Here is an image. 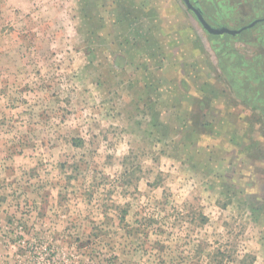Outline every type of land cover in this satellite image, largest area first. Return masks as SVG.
Wrapping results in <instances>:
<instances>
[{
    "label": "clouds",
    "instance_id": "clouds-1",
    "mask_svg": "<svg viewBox=\"0 0 264 264\" xmlns=\"http://www.w3.org/2000/svg\"><path fill=\"white\" fill-rule=\"evenodd\" d=\"M88 4L0 0V264H217V249L232 253L224 264H247L252 256V264H264V222L245 203L260 191L256 166L241 154L232 183L243 192L231 196L216 178L227 170L226 160L197 170L187 162L195 155L191 145L177 155L171 138L148 135L152 117L130 108L144 92L128 85L144 89L149 82L153 69L135 67L151 64L150 54L133 49L127 77L109 57L112 87L101 84L94 70L100 61L86 52L96 47L95 37L85 42L93 23ZM94 16L103 18L100 37L121 24L116 5ZM133 27L147 31L149 25L142 17ZM201 83L177 67L175 82L166 78L153 94L157 110L164 116L165 105L178 103L174 118L189 130L185 108L191 112L195 98L209 96ZM210 100L224 118L213 120L212 135L200 136V152L219 151L226 134L264 143L261 124L251 128L248 120L253 113L264 117V104Z\"/></svg>",
    "mask_w": 264,
    "mask_h": 264
},
{
    "label": "rangeland",
    "instance_id": "rangeland-1",
    "mask_svg": "<svg viewBox=\"0 0 264 264\" xmlns=\"http://www.w3.org/2000/svg\"><path fill=\"white\" fill-rule=\"evenodd\" d=\"M137 2L142 7L135 9L129 6ZM199 2L207 13L208 19L215 22L224 21L230 28H240L255 18L264 15V0H199ZM259 4L260 6L256 7ZM113 5L120 8L121 24L119 27L113 26L109 29L106 38L100 37L97 32L104 27L103 18L101 17L99 22H96L94 13L97 9L102 11ZM86 11L87 15L92 17L93 23L85 42L91 43L93 37H95L96 42V47H89L86 52L92 56L93 60L99 59L100 61L99 67L94 69L99 73L98 81L107 86L109 90L111 89L112 69L105 68L109 57H111L112 66L127 77L129 75L127 69L135 64L132 50L143 49L147 51L150 54L152 63L136 65L135 71H138L141 67L144 68L145 72L153 69L149 73V82L144 86V89H138L136 83L132 81L128 85L134 93L144 92L142 102H135L130 108L136 113L142 112L144 115L152 117L150 130L147 131V134H158L161 139L171 138L172 146L177 155L180 154L183 146L191 145L195 155L190 156L187 162L197 170L201 166L210 169V166L217 160H226L228 163L227 170L223 173H216V178L221 181L224 192L231 196H239L243 192V189L238 184H233L232 181L241 171L236 162L241 160L242 153L246 154L248 160L256 166L260 191L257 194L249 195L245 203L249 206L254 218L258 222H264V143L250 138L249 142L245 143V137L243 136L237 137L226 134L221 141L219 151L213 149L211 152L203 153L198 150L200 136L212 135L214 133L213 120L219 123L224 118L220 111L211 107L210 97L223 96L228 99L232 107H238L237 99L228 83V78L222 73L221 60L215 46L224 47L228 54L237 53L251 61L258 58L264 64V22L252 27L250 32L239 36L209 34L195 14L187 8L184 0H89ZM142 17L148 22L147 31L137 27H133V31H130L132 25H136ZM243 39L249 41L244 42ZM239 61L237 60V62ZM177 67L188 80L202 82V89L209 95L203 98H195L191 112H187V108H185V112L191 120L189 130H185L180 126L178 119L174 118L175 114L172 109H176L178 103L171 106L165 105L167 114L162 116L152 98L163 80L167 78L173 83L175 82ZM89 68H92V65H89ZM100 69H104V71H100ZM257 84V88L254 87L253 93L261 91L264 94V81ZM179 85L184 90L189 87L188 81L184 79L180 80ZM242 92L246 93L243 89ZM141 103L143 107H141ZM255 104L258 106L260 102ZM262 104H264V98ZM238 115L239 112H236L229 116L232 125L236 124ZM248 120L251 128L260 123L261 128L259 131L264 134V117L253 113ZM234 131V127H229V134ZM73 142L74 144L82 143L79 140ZM227 143L235 146L225 149L223 145ZM109 160H111V157H109ZM64 166V164H61L62 168ZM74 167H78V165H74ZM207 174L205 172V175ZM125 175H128V173L126 172ZM71 179L72 177H69V180ZM124 182L131 183L132 181L128 179ZM250 183L255 185L257 181H250ZM64 198L61 197V199ZM228 202L230 203L231 200ZM222 206L226 207L227 205L223 204ZM121 211L124 215L127 214V208ZM43 214L41 213V215ZM200 219L202 223L207 222V217L203 215ZM9 222H11V218H9ZM144 222L153 223L151 219ZM135 231L138 232L139 229ZM161 231L163 230L161 229ZM88 243H91V241L89 240ZM157 246L163 250V245ZM52 255H55V253ZM225 258L233 259L232 253L217 249L214 257L217 264H224ZM48 259H51V256ZM254 260L255 257L252 256L248 259L247 264H252Z\"/></svg>",
    "mask_w": 264,
    "mask_h": 264
},
{
    "label": "trees",
    "instance_id": "trees-1",
    "mask_svg": "<svg viewBox=\"0 0 264 264\" xmlns=\"http://www.w3.org/2000/svg\"><path fill=\"white\" fill-rule=\"evenodd\" d=\"M221 37V36H219ZM249 41V40H247ZM216 50L219 54L220 58V67L222 71L227 74V77L231 81V83L236 87V85L239 82L243 81L244 83H247L248 81H264V64H262L260 61L258 62L256 60L255 63H248L243 59L242 55H239L237 53L228 54L226 48L222 47H216ZM237 60H240L237 62ZM243 67H247V71L244 70ZM262 67V68H260ZM232 69H235L237 74H235Z\"/></svg>",
    "mask_w": 264,
    "mask_h": 264
},
{
    "label": "crops",
    "instance_id": "crops-1",
    "mask_svg": "<svg viewBox=\"0 0 264 264\" xmlns=\"http://www.w3.org/2000/svg\"><path fill=\"white\" fill-rule=\"evenodd\" d=\"M246 33V32H245ZM242 34H243V32H242ZM242 34H240V35H242ZM248 39H246V40H244L243 39V41L244 42H248L247 41ZM243 59L246 61V62H248V63H250V64H252V63H255L256 62V60L259 62H261L262 63V61L261 60H259L258 58H256V59H253L252 61L250 60V59H248L247 57H243ZM263 64V63H262ZM264 66V65H263ZM260 68H262V67H260ZM243 69L244 70H242V71H247V67H243ZM222 70V69H221ZM232 71L235 73V74H237L238 72H236V70L235 69H232ZM222 73L227 77V74H225L223 71H222ZM228 78V77H227ZM228 83H229V85H230V87H231V89H232V91H233V94L235 95V97H236V99H237V101H240V102H242V103H245V105H248L249 103H256V102H260V104H262V102H263V98H264V94L263 93H261V91L260 92H258V93H253L254 92V90L257 88V83L258 82H262V81H248L247 83H244L243 81H241L240 82V79H239V82H238V84L236 85V87H234V85L231 83V81L229 80V78H228ZM256 86V87H255ZM254 87H255V89H254ZM242 89L246 92V93H243L242 92ZM251 92V93H250ZM249 93H250V95H249ZM256 105V104H255ZM257 106V105H256ZM258 106H260V105H258Z\"/></svg>",
    "mask_w": 264,
    "mask_h": 264
},
{
    "label": "water",
    "instance_id": "water-1",
    "mask_svg": "<svg viewBox=\"0 0 264 264\" xmlns=\"http://www.w3.org/2000/svg\"><path fill=\"white\" fill-rule=\"evenodd\" d=\"M184 2L186 4L187 8L195 14L196 18L199 20V22L202 24L203 28L209 34H216V35L229 34L232 36H236L237 34L241 33V31L250 29L257 22L264 20V18L263 19H256L247 25L241 26L240 28H230L227 25L214 26L205 18L203 10L201 9V7L196 6L191 0H184Z\"/></svg>",
    "mask_w": 264,
    "mask_h": 264
},
{
    "label": "flooded vegetation",
    "instance_id": "flooded-vegetation-1",
    "mask_svg": "<svg viewBox=\"0 0 264 264\" xmlns=\"http://www.w3.org/2000/svg\"><path fill=\"white\" fill-rule=\"evenodd\" d=\"M196 6H199V7H201V9L203 10V13H204V16H205V18L212 24V25H214V26H222V25H226L225 23H224V21H221V22H215V21H213L212 19H208V17H207V13L205 12V10L203 9V7H202V5L200 4V2H199V0H191ZM260 6V4L259 5H257L256 7H259ZM261 12H263V11H261ZM260 12V13H261ZM264 18V15L263 16H259L258 18H255L254 20H256V19H263ZM254 20H252L251 22H253ZM264 22V20H262V21H259V22H257L256 24H254L252 27H254L255 25H259V24H261V23H263ZM249 24V23H248ZM247 25V24H246ZM244 26V25H243ZM251 27V28H252ZM250 28V29H251ZM250 29H248V30H243V31H241V33H239V34H237V36H239L240 34H242V32L243 33H245V32H250L251 30ZM213 35H216V34H213ZM220 35H226V34H220ZM228 35V34H227Z\"/></svg>",
    "mask_w": 264,
    "mask_h": 264
}]
</instances>
